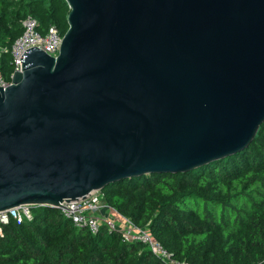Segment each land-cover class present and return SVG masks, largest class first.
Returning a JSON list of instances; mask_svg holds the SVG:
<instances>
[{
    "label": "water",
    "instance_id": "obj_1",
    "mask_svg": "<svg viewBox=\"0 0 264 264\" xmlns=\"http://www.w3.org/2000/svg\"><path fill=\"white\" fill-rule=\"evenodd\" d=\"M59 53L0 87V211L189 172L264 122V0H65Z\"/></svg>",
    "mask_w": 264,
    "mask_h": 264
},
{
    "label": "trees",
    "instance_id": "obj_2",
    "mask_svg": "<svg viewBox=\"0 0 264 264\" xmlns=\"http://www.w3.org/2000/svg\"><path fill=\"white\" fill-rule=\"evenodd\" d=\"M65 0H0V72L13 70L10 47L27 16L45 33L64 34ZM104 202L145 227L174 259L189 264H264V122L245 149L189 172L125 178L99 191ZM0 235V264H164L139 242L101 226L76 228L60 210L33 208Z\"/></svg>",
    "mask_w": 264,
    "mask_h": 264
},
{
    "label": "built area",
    "instance_id": "obj_3",
    "mask_svg": "<svg viewBox=\"0 0 264 264\" xmlns=\"http://www.w3.org/2000/svg\"><path fill=\"white\" fill-rule=\"evenodd\" d=\"M37 25V20L32 16H27L22 21V33L14 39L9 50L13 70L9 80L5 79L0 72L1 88L10 85L14 71L22 70L20 57L26 49L37 47L48 55L54 57L58 55L63 34L54 25L49 26L45 33H41ZM96 193L100 194L99 191H96ZM96 193L93 192L80 202L62 203L59 208L61 214L64 218L70 220L76 228H85L92 234H97L102 225L108 231H120L123 241L141 243L164 264H189L187 261L174 259L160 242L154 240L145 227L136 225L105 202L102 203L98 199V194L95 195ZM34 207L38 206L22 204L0 211V235L4 234V227L10 221H15L17 224L31 221L34 217Z\"/></svg>",
    "mask_w": 264,
    "mask_h": 264
},
{
    "label": "rangeland",
    "instance_id": "obj_4",
    "mask_svg": "<svg viewBox=\"0 0 264 264\" xmlns=\"http://www.w3.org/2000/svg\"><path fill=\"white\" fill-rule=\"evenodd\" d=\"M95 193H96V192H95ZM97 194H98V193H96L95 195H97ZM97 196L99 197L98 199L103 203L104 200H103L102 196H101L100 194H98ZM100 196H101V197H100Z\"/></svg>",
    "mask_w": 264,
    "mask_h": 264
}]
</instances>
